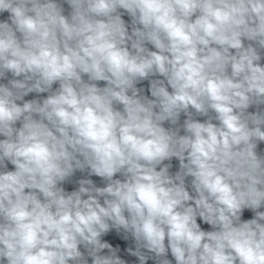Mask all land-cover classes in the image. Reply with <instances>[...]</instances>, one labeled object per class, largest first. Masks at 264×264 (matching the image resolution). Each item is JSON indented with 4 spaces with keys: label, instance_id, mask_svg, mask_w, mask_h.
I'll return each mask as SVG.
<instances>
[{
    "label": "clouds",
    "instance_id": "1",
    "mask_svg": "<svg viewBox=\"0 0 264 264\" xmlns=\"http://www.w3.org/2000/svg\"><path fill=\"white\" fill-rule=\"evenodd\" d=\"M0 264H264V0H0Z\"/></svg>",
    "mask_w": 264,
    "mask_h": 264
}]
</instances>
